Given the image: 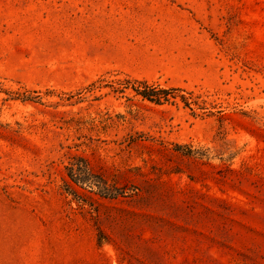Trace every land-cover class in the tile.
<instances>
[{
	"label": "rangeland",
	"instance_id": "rangeland-1",
	"mask_svg": "<svg viewBox=\"0 0 264 264\" xmlns=\"http://www.w3.org/2000/svg\"><path fill=\"white\" fill-rule=\"evenodd\" d=\"M0 264H264V0H0Z\"/></svg>",
	"mask_w": 264,
	"mask_h": 264
},
{
	"label": "trees",
	"instance_id": "trees-1",
	"mask_svg": "<svg viewBox=\"0 0 264 264\" xmlns=\"http://www.w3.org/2000/svg\"><path fill=\"white\" fill-rule=\"evenodd\" d=\"M96 83H93L92 86H95ZM132 89L135 94L141 96L142 98L158 104L166 103H176L177 100H181L186 107H190L192 104H199V96H196L193 91H187L184 88H164L159 84L150 83L147 80H138V79H125L119 81V86L115 87V90L118 92H124L125 89ZM23 100H38L41 99L40 95L34 96L31 93L21 92L17 94ZM194 114L196 112L194 111ZM84 173V174H82ZM70 177L75 181L83 180L84 177L89 175L87 169L80 168V173L70 172Z\"/></svg>",
	"mask_w": 264,
	"mask_h": 264
}]
</instances>
